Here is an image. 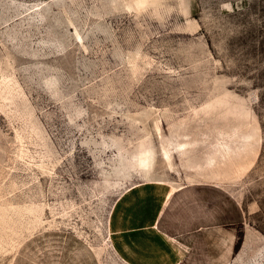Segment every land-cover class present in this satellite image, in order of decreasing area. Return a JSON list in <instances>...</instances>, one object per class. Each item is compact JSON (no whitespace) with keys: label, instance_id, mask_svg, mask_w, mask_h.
<instances>
[{"label":"rangeland","instance_id":"rangeland-1","mask_svg":"<svg viewBox=\"0 0 264 264\" xmlns=\"http://www.w3.org/2000/svg\"><path fill=\"white\" fill-rule=\"evenodd\" d=\"M0 264H264V0H0Z\"/></svg>","mask_w":264,"mask_h":264}]
</instances>
